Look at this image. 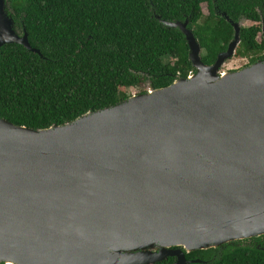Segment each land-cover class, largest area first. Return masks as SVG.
Here are the masks:
<instances>
[{"label":"water","instance_id":"obj_1","mask_svg":"<svg viewBox=\"0 0 264 264\" xmlns=\"http://www.w3.org/2000/svg\"><path fill=\"white\" fill-rule=\"evenodd\" d=\"M9 11L0 48L42 57ZM226 20L211 65L187 19L161 21L194 69L166 87L45 129L0 118V264H202L185 253L264 234V57L220 72Z\"/></svg>","mask_w":264,"mask_h":264},{"label":"trees","instance_id":"obj_2","mask_svg":"<svg viewBox=\"0 0 264 264\" xmlns=\"http://www.w3.org/2000/svg\"><path fill=\"white\" fill-rule=\"evenodd\" d=\"M6 1L20 35L25 31L42 57L17 44L0 48V118L32 129L70 123L118 104L144 84L159 89L193 73L184 35L161 21L187 19L206 65L233 38L226 17L250 22L240 27L235 56L250 57L249 64L264 57V38L257 39L264 0ZM185 257L202 264H264V246L225 244Z\"/></svg>","mask_w":264,"mask_h":264},{"label":"rangeland","instance_id":"obj_3","mask_svg":"<svg viewBox=\"0 0 264 264\" xmlns=\"http://www.w3.org/2000/svg\"><path fill=\"white\" fill-rule=\"evenodd\" d=\"M202 9V13L204 15L208 14L207 11V6L205 4L202 5L201 7ZM251 25L250 22L244 21L242 23V26H249ZM262 38H264V31L259 34L258 36V41H260ZM249 61H250V57H237V56H233L230 60L226 61L224 63V65L220 68V72H229V71H238L241 70L247 66H249ZM151 90L147 84L142 85L139 88H136L132 91L129 92L130 96L131 95H135V94H140L141 91H149Z\"/></svg>","mask_w":264,"mask_h":264},{"label":"flooded vegetation","instance_id":"obj_4","mask_svg":"<svg viewBox=\"0 0 264 264\" xmlns=\"http://www.w3.org/2000/svg\"><path fill=\"white\" fill-rule=\"evenodd\" d=\"M250 242L255 243L257 245H263L264 246V234L259 235V236H254V237H251V238H247V239L232 241L230 243H227V245H246V244H249ZM221 247H223V245H221V246H219L217 248H221ZM217 248H213V249H217ZM209 249H212V248H209ZM169 259H172V261L167 262V260H169ZM174 260L175 259L173 257H168L165 260V262H166L165 264L172 263V262H174Z\"/></svg>","mask_w":264,"mask_h":264},{"label":"built area","instance_id":"obj_5","mask_svg":"<svg viewBox=\"0 0 264 264\" xmlns=\"http://www.w3.org/2000/svg\"><path fill=\"white\" fill-rule=\"evenodd\" d=\"M192 73L190 72L188 76H190Z\"/></svg>","mask_w":264,"mask_h":264}]
</instances>
